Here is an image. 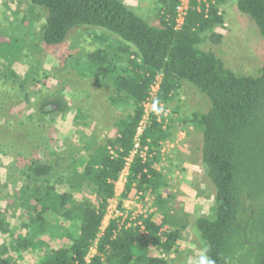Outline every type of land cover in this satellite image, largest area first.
Wrapping results in <instances>:
<instances>
[{"label":"trees","instance_id":"trees-1","mask_svg":"<svg viewBox=\"0 0 264 264\" xmlns=\"http://www.w3.org/2000/svg\"><path fill=\"white\" fill-rule=\"evenodd\" d=\"M25 1L45 13L39 34L47 46L62 45L79 26L97 27L124 41L119 54L99 47L88 53L85 63L112 85L109 104L121 117L115 137L104 142L95 135L79 138V149L58 138V118L68 112L60 101L45 102L12 131L8 128L9 133L2 131L8 121L2 125L0 155L13 160L5 185L11 192L0 194V200L6 201L7 210H20L25 232L15 233L0 210V234L11 237L0 247V264H169L165 256L174 251L185 227L178 228L168 213L172 196L164 193L170 184L157 165L179 123L202 132V163L215 192L213 215L194 222L205 255L214 264H264V67L255 77L238 75L202 47L206 41L222 43L224 36L216 30L225 25L221 6L228 0H189L180 28L181 0H159V25H151L120 0ZM237 9L264 37V0H238ZM4 58L10 62L0 72V119L7 115L1 99L11 84L29 102V83L38 78L31 69L24 77L19 74L23 57ZM159 76L150 123L136 149L144 105ZM184 83L205 95L210 108L187 118L175 109L165 127L158 112L175 101ZM127 110L131 112L124 117ZM55 143L65 149L58 152ZM136 150L121 197L153 196L157 211L141 218L146 235L139 227L119 228L117 220L103 232L117 184ZM153 247L159 255L151 254ZM94 249L97 253L90 256Z\"/></svg>","mask_w":264,"mask_h":264},{"label":"rangeland","instance_id":"rangeland-1","mask_svg":"<svg viewBox=\"0 0 264 264\" xmlns=\"http://www.w3.org/2000/svg\"><path fill=\"white\" fill-rule=\"evenodd\" d=\"M120 1L151 25H159V0ZM237 1L228 0L221 6L225 25L216 32L224 36L222 43L217 45L206 41L202 47L215 52L226 67L236 74L255 77L264 67V37L254 22L238 11ZM25 18L30 20L29 23H22ZM44 22L45 13L42 8L32 6L25 0H0V56L23 57L22 62L18 64L20 67H16L19 74L24 77L31 69L38 77L29 83L31 93L29 102L25 93L11 84L7 97L1 99L3 105L1 107H4L5 101L7 111L4 112H7V115L0 119V129L2 125H7L8 121L6 130L4 127L2 129L6 134L8 128L12 131L17 122L25 121L35 114L45 102L60 101L68 112L66 111L63 119L58 118L60 119L58 138L69 141L67 143L69 148L73 145V149H79L82 147L79 138L90 139L91 135L99 138L100 142L115 137L116 122L121 113L109 104L113 87L109 82L96 77L92 68L85 63L88 62V53L99 47L110 50L112 54H119V45L124 41L118 35L103 29L79 26L74 28L62 45L50 47L44 44L39 34ZM131 48L130 50H134L135 47L132 45ZM3 56L0 57V72L4 70L3 66L10 62ZM209 108L210 102L207 97L190 84L184 83L175 101L169 106H163L158 114L167 127L175 109L180 111L181 118H187L194 112L206 113ZM123 112L126 117L131 111ZM166 112L167 117L161 115ZM77 113L81 126L76 123ZM80 131L83 133L80 134ZM54 148L58 152L65 149L60 143H55ZM202 148V132L194 126H185L181 123L177 124L174 141L164 143L162 147L161 161L157 168L167 175L170 184L164 193L165 197L168 194L172 196L167 204L168 213L177 221L178 228L185 227L180 233V241L174 251L165 256L169 264H195L200 255H205V245L195 230L194 222L200 216L213 215L215 192L202 163ZM12 160L10 157L0 155V194L4 197L11 192V187L5 185L8 166ZM125 184L123 179L117 185L118 198L121 197ZM137 196L133 195L130 199H133L131 200L134 202L133 205L139 206L140 211L145 210L149 213L157 211L155 197L146 195L144 200L142 196L141 200H135ZM118 201L111 203V216H114L113 210ZM133 205L126 204V208L131 209ZM0 210L7 216L15 233L25 232L19 209L7 210L6 201L2 198ZM108 225L109 223L104 224L103 232ZM166 228L168 230L169 226ZM10 240L9 234H0V247L9 244ZM96 253L94 249L90 256ZM151 254L159 255L155 247L151 249ZM24 264H28V261Z\"/></svg>","mask_w":264,"mask_h":264},{"label":"built area","instance_id":"built-area-1","mask_svg":"<svg viewBox=\"0 0 264 264\" xmlns=\"http://www.w3.org/2000/svg\"><path fill=\"white\" fill-rule=\"evenodd\" d=\"M188 8H189V0H181V5L178 6V8H177V11H178V18H177V24L178 25L177 26H178V28H180L181 25L184 23ZM160 82H161V77L159 76L157 78L155 84L152 87L150 99L144 105L145 115H144L143 121L141 122L140 127L138 129V136L136 139V142H137L136 149L139 148L138 138L142 135V133L144 132V130L147 128V126L150 123L151 114L154 110V102L153 101L157 98V93H158L159 88H160ZM148 108L151 111H149ZM161 111H162V108H161ZM161 115H164L165 117H167L168 114L166 112V113L161 114ZM158 117H159L158 121L162 123V120H161L159 114H158ZM136 153H137V150L127 160V162H128L127 167H126L125 171L123 172V174L121 175L119 182H121L123 179L125 180V182H127V176L129 173V166H130L129 164L133 161V157L135 156ZM119 182H118V184H119ZM141 196H142V194H139L135 200H141L142 199ZM115 200H119V201L117 202V206L113 210L114 216H111V213H110V209H112L111 203ZM131 200H133V199H130V198L129 199H122V197L118 198V196H117V198L112 200L110 202V205H109V208L107 211V215L105 217L104 224L110 223V221H112V220H117L119 228L126 227V228L130 229L133 227H139V228H141L142 233L146 235V230H145V227L143 225V221L141 218H144V219L147 218V216L152 214V212L149 213L145 210L140 211V209L138 208L139 206L133 205L134 202ZM142 200H144V199H142ZM120 203H121V208H119ZM126 204L133 205V207L131 209H127ZM139 205H140V203H139ZM137 208H138V210H137Z\"/></svg>","mask_w":264,"mask_h":264},{"label":"clouds","instance_id":"clouds-1","mask_svg":"<svg viewBox=\"0 0 264 264\" xmlns=\"http://www.w3.org/2000/svg\"><path fill=\"white\" fill-rule=\"evenodd\" d=\"M195 264H214L207 255H200Z\"/></svg>","mask_w":264,"mask_h":264}]
</instances>
